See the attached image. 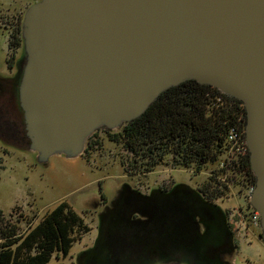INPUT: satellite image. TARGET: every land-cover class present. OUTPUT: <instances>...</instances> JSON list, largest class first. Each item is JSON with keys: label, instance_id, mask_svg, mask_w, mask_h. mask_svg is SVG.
Listing matches in <instances>:
<instances>
[{"label": "water", "instance_id": "obj_1", "mask_svg": "<svg viewBox=\"0 0 264 264\" xmlns=\"http://www.w3.org/2000/svg\"><path fill=\"white\" fill-rule=\"evenodd\" d=\"M22 35L19 102L28 148L40 163L56 155L79 157L93 132L117 130L185 80L238 99L255 175L250 203L264 240V0H38L25 11ZM178 186L188 187L176 184L166 193L170 200ZM188 189L185 207H195L206 226L213 205ZM118 194L101 211L98 240L80 253L79 264H189L157 248L153 262L134 260L135 239L115 248L111 230L122 228L132 203L141 216L152 207L141 193ZM155 195L157 203L162 194ZM209 231L189 251L192 259ZM124 252L130 261L122 259ZM198 256V264L222 263L214 252Z\"/></svg>", "mask_w": 264, "mask_h": 264}, {"label": "trees", "instance_id": "obj_2", "mask_svg": "<svg viewBox=\"0 0 264 264\" xmlns=\"http://www.w3.org/2000/svg\"><path fill=\"white\" fill-rule=\"evenodd\" d=\"M245 113L244 106L235 97L212 85L189 79L164 90L140 116L122 124L117 130L101 129L107 132L111 141L121 144L129 153V168L127 166L126 170L129 175L150 171L169 156L174 166L200 172L229 152L222 162V173H228L234 180L237 175H242L247 190H250L255 185V175L245 138ZM98 130L88 138V146L98 144L96 139L93 140ZM214 173L219 174L217 171ZM228 176L223 177L224 181L215 179L216 182H204L195 190L197 196L213 205V201L227 194L226 181L231 179ZM170 209L174 215L169 228L165 230L166 235L177 236L179 230L175 223L179 217H185V242L187 249L191 250L194 245L189 242L191 233L188 227L198 226L196 223L191 224L189 220L193 211L188 208L180 209L176 203L170 205ZM136 229L138 240L143 241L145 237L147 239L145 226ZM18 230L9 222L1 225L0 264H52L53 255L66 256L74 242L90 228L67 201H61L37 224L30 223L25 230ZM111 232L110 241L115 248L130 247L134 241L135 231L128 226ZM170 246L172 248L178 245L176 241H171ZM122 259L130 261L131 257L127 255Z\"/></svg>", "mask_w": 264, "mask_h": 264}, {"label": "rangeland", "instance_id": "obj_3", "mask_svg": "<svg viewBox=\"0 0 264 264\" xmlns=\"http://www.w3.org/2000/svg\"><path fill=\"white\" fill-rule=\"evenodd\" d=\"M3 7L6 9L8 3ZM5 50L6 36L0 32V70L4 67ZM97 135L94 139L98 144L88 154L71 159L56 155L44 164L37 161L36 153L29 150L28 144H25L18 135L10 132L0 133V227L4 222H9L14 224L18 231H23L28 224H37L61 201H67L90 228L74 242L66 256L53 255L52 264L56 262L79 264L80 253L95 244L99 234L102 193L106 195L108 204H111L117 194L115 192L119 191L121 185H127L130 189H137L146 194L152 189L179 183L198 189L206 181L216 182L215 179L224 181L223 177L228 176V173H222V162L228 157V153H224L216 163L200 172L174 166L169 156L152 170L129 176L126 171L127 166L129 168V153L121 144L111 141L103 129L98 130ZM216 171L219 172L218 175L214 173ZM230 178L226 181L227 194L217 202L222 208L232 209L245 204L247 186L246 190L242 186L244 197L239 196L240 185L237 181L240 182V179ZM88 207L96 214L93 212L84 214L83 209ZM104 207L105 205L102 210ZM235 214L234 212L231 217L233 223L237 220ZM237 225L236 222L234 228ZM252 228H257V225ZM237 234L240 236L239 249L228 255L232 264H264V240L261 242L258 238L249 237L244 241V236L246 234L250 236L251 233H247L242 226ZM161 261L162 259L155 262Z\"/></svg>", "mask_w": 264, "mask_h": 264}, {"label": "flooded vegetation", "instance_id": "obj_4", "mask_svg": "<svg viewBox=\"0 0 264 264\" xmlns=\"http://www.w3.org/2000/svg\"><path fill=\"white\" fill-rule=\"evenodd\" d=\"M37 1L38 0H0V32L6 36V50H5L6 56L4 59V67L2 69L3 71L0 70V133L3 134L5 132H10L16 134L24 140L25 144L28 145L29 143L25 136V130H24L23 111L19 102V81L22 71V62L24 55L22 23L27 8ZM6 3H8V7L4 9L3 6H6ZM93 140L95 139L93 138ZM92 148L93 147H90V145L87 147V149L85 147L83 155L88 154ZM237 178L240 179V182L239 180L237 182L240 185L238 195L241 196L243 187L244 189L246 187V182L244 181L245 179L242 175H237L235 177V180ZM235 185L237 184H234V186ZM174 186H176V184H169L163 188L160 187L155 188L152 189L150 193L143 194L137 189H132V188L130 189L127 185H121L120 189H118L119 191L115 192V194L120 193L118 194V196H120L121 194H128V193L139 195L141 193L143 195L148 196L147 197L148 203L152 202V207L150 208V211L142 216L140 213L136 212V210L140 211L137 208V204L132 203L128 215L129 217L127 219H124L123 226H128L129 228L134 229L135 231L134 239L138 243V250H136L138 251V253L136 254L135 257L132 256L134 260L138 259L141 261L144 260L145 258H148L151 262H153L154 261L153 259L155 260L157 259V257L153 255L154 254L153 249L157 248L160 251V253L158 254L171 256L173 259L182 257L185 263L198 264V259H197L198 255H196V259L194 258L192 259V257L189 254L190 250H188L186 247L185 241H187L186 240L187 234L184 230L186 225L185 217H179L180 219L178 218L177 223H175L179 230L177 231L178 232L177 236L173 235L168 237L163 233L165 227L171 223V218L174 215V212L170 209V205H174L176 203L178 208L180 209L183 208L185 210L187 208L185 207L186 205L185 195L187 194V192H191L188 189V187L186 188L185 186H178L177 197L172 198L170 200V198H168V195L166 193L172 190ZM155 193L162 194V197L159 196L160 197L159 200L156 201L157 203L154 202L156 198ZM245 195L247 197V199L246 198L244 199L245 204L238 205V207H234L232 209L230 207L222 208V206H220V204H218L217 202L218 199L213 201L212 214L205 216L206 217L205 222H207L206 226L202 223V218L200 217V215L196 213L195 207H193L192 209L189 208L191 211H193L192 218H189L191 224L196 223L198 225L194 228L188 227L191 233L189 242H191V244H193L194 246H198L200 244L199 237L201 235H206L207 230H210L209 231L210 235L207 236L208 238H205V240H203L204 242L203 244L205 243L206 244L203 245V247H200L201 254L198 256L199 259L203 258L202 256H204L209 251V253L214 252L215 256L220 255L222 257L221 264H232L230 262L228 255L231 254L230 252L233 249L235 250L239 249L238 240L240 236L237 234V232L241 230V226L245 231H247V233L248 232L251 233L250 236L249 234H246L244 236V241L245 239L247 240L249 237H255L262 242L263 239L261 237L262 230L260 227V222L257 224V228H252V226L254 225H252L251 223V219H252L251 217L256 210L251 206L250 203L251 193L246 192ZM242 196L244 197V194ZM100 201H101V205L99 212L101 213L103 205H105V207L108 205V201L104 193H102ZM235 209H237V211H235ZM82 212L84 214L87 213L92 214V212L95 213V211L91 210L89 207L83 209ZM234 212L236 213L235 217L237 218L235 223L236 222L238 223V225L235 228L233 226L235 223L232 222L233 218H231ZM155 221L156 223H154ZM154 224L155 226H153ZM142 225L145 226L146 234L148 237L147 239L145 237L143 241H140L141 239L137 240L139 234L136 231L137 230L136 228L141 227ZM154 229H157L158 231H154ZM180 230H183V232H180ZM228 234H230L232 237L231 245H229L230 242L228 240ZM171 241L172 242L176 241V244L178 246L171 248L170 246ZM208 241H213L212 244L213 247L207 246L208 244L210 245V242ZM127 253L124 252L121 255L123 254L127 255ZM111 258L116 259L115 257H111ZM218 261L219 259L217 258V263L216 261H213V264H219Z\"/></svg>", "mask_w": 264, "mask_h": 264}, {"label": "built area", "instance_id": "obj_5", "mask_svg": "<svg viewBox=\"0 0 264 264\" xmlns=\"http://www.w3.org/2000/svg\"><path fill=\"white\" fill-rule=\"evenodd\" d=\"M235 136V135H234ZM240 150V148H238ZM229 154V152H228ZM254 187V186H253ZM253 187L250 188V190H247L248 193H251L252 192V189ZM251 223L252 225H257L259 223V219H260V216H259V212L258 211H255L253 214H252V217H251Z\"/></svg>", "mask_w": 264, "mask_h": 264}]
</instances>
